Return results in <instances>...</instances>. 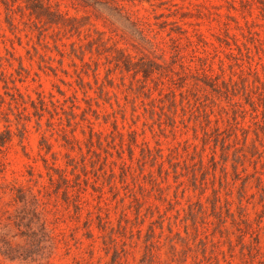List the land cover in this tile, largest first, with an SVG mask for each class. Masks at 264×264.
I'll list each match as a JSON object with an SVG mask.
<instances>
[{
  "label": "rangeland",
  "instance_id": "374dc122",
  "mask_svg": "<svg viewBox=\"0 0 264 264\" xmlns=\"http://www.w3.org/2000/svg\"><path fill=\"white\" fill-rule=\"evenodd\" d=\"M49 3L75 26L0 0V202L43 201L42 264H264V0Z\"/></svg>",
  "mask_w": 264,
  "mask_h": 264
},
{
  "label": "trees",
  "instance_id": "16d2710c",
  "mask_svg": "<svg viewBox=\"0 0 264 264\" xmlns=\"http://www.w3.org/2000/svg\"><path fill=\"white\" fill-rule=\"evenodd\" d=\"M14 1L23 3L31 18L50 27L71 29L78 20L62 13L59 8H53L49 0ZM261 10L264 14V7ZM131 24L134 26L135 23L131 21ZM10 134L9 130L0 132V152L10 142ZM61 179L66 180V177ZM10 194L11 208L0 202V257L10 261L48 263L52 255L50 246L55 249V240L50 234L45 204L30 188L11 189Z\"/></svg>",
  "mask_w": 264,
  "mask_h": 264
}]
</instances>
